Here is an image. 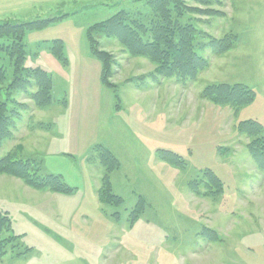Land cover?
<instances>
[{"label":"rangeland","instance_id":"374dc122","mask_svg":"<svg viewBox=\"0 0 264 264\" xmlns=\"http://www.w3.org/2000/svg\"><path fill=\"white\" fill-rule=\"evenodd\" d=\"M147 1L0 0V23L54 18L24 35L25 66L51 74L53 102L40 108L25 92L14 93L27 110L0 156L33 159L39 174H59L72 188L40 190L0 173V211L19 243L32 248L18 257L12 244L0 264H264V172L248 150L255 138L238 127L256 120L264 137V0H183L219 12L181 19L199 30L195 49L209 63L194 81H155V62L130 55L116 38L98 37L111 58L110 88L87 30L121 10L148 23L154 13ZM225 38L226 50L209 45ZM57 39L67 64L51 51ZM0 66L11 74L5 53ZM216 84H242L253 99L215 104L203 93ZM99 145L120 162L114 171L101 164ZM159 149L181 161L160 158ZM210 171L221 179L220 193ZM107 174L123 198L119 206L100 199ZM140 198L145 210L132 222Z\"/></svg>","mask_w":264,"mask_h":264},{"label":"trees","instance_id":"16d2710c","mask_svg":"<svg viewBox=\"0 0 264 264\" xmlns=\"http://www.w3.org/2000/svg\"><path fill=\"white\" fill-rule=\"evenodd\" d=\"M195 1L210 3V0ZM147 2L154 13V17H151L148 23L140 22L137 18H132L127 11L121 10L107 20L93 24L87 30L91 51L102 62V81L110 88H114V85L109 81L111 58L107 51L99 47L101 42L98 37L100 36L116 38L130 55L145 56L155 62L157 64V70L153 76L155 81L173 77L183 82L194 81L202 71L208 68L207 59L195 49L199 30L193 23L182 24L181 19L187 13L217 15L219 12L214 9L201 10L198 7H191L183 0H148ZM53 20L54 18L0 23V55L5 53L12 61L11 74L9 69L0 66V94L3 87L6 91L3 94L6 98L4 101L0 100V147L5 141L13 138L17 123L27 110L26 104L16 102L14 93L25 92L40 108L53 102V78L41 67L25 66L27 48L24 44V35L27 30L41 29ZM226 43H228L226 38L223 40L210 39L209 45L215 49L217 46H223L222 49L226 46L224 49L226 50L229 48V44L226 45ZM51 51L63 63L67 64L62 40H54ZM5 83L8 85H4ZM33 84L37 87L36 91L29 92V87ZM203 95L218 105H245L253 99L252 91L242 84L235 86L208 85L204 89ZM238 127L242 133H246L250 138H255L248 145V150L260 170L264 172V137L259 136L263 126L256 120H247L240 122ZM95 150L101 164L107 168L108 172H112L120 166V162L108 148L99 145ZM158 154L160 158L174 164L181 161L179 155L168 150L159 149ZM34 161L9 152L0 156V173L18 177L36 189L49 188L55 192L72 191L61 175L39 174L38 164ZM207 176L211 185L214 183L219 187L218 193H220L222 190L221 179L211 171L207 173ZM190 185L195 191L198 190L197 183L191 182ZM112 191V184L107 174L102 180L99 191L100 199L106 204L121 205L123 198ZM144 202V198H140L138 205L133 209L132 222L138 220L141 213L144 212ZM19 238L20 235L13 234L12 221L8 213L0 211V259L7 254L8 248L12 244L20 248L17 250V254L13 253L15 256L23 257L31 251L32 248L24 247L19 243Z\"/></svg>","mask_w":264,"mask_h":264}]
</instances>
